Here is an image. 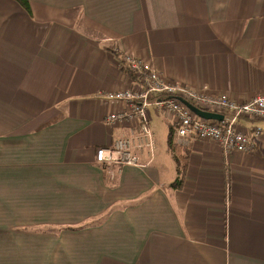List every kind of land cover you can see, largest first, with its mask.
<instances>
[{"label":"crops","instance_id":"0c3cea01","mask_svg":"<svg viewBox=\"0 0 264 264\" xmlns=\"http://www.w3.org/2000/svg\"><path fill=\"white\" fill-rule=\"evenodd\" d=\"M29 3L31 13L0 0V264H264V136L228 154L195 136L176 143L180 188L150 120L143 166L95 162L97 148L136 129L108 122L124 104L103 97L139 88L125 54L238 102L263 93L264 0ZM44 126L57 128L55 158L3 157ZM257 126L239 118L242 131Z\"/></svg>","mask_w":264,"mask_h":264},{"label":"built area","instance_id":"2783aa9c","mask_svg":"<svg viewBox=\"0 0 264 264\" xmlns=\"http://www.w3.org/2000/svg\"><path fill=\"white\" fill-rule=\"evenodd\" d=\"M122 59L124 66L137 76L139 88L121 89L103 95L107 101L124 104V109L111 113L107 121L134 120L136 129L131 136L117 139L112 146L97 148L96 163L107 166L120 163L143 166L136 150L145 147L151 152L154 148L153 132L149 127L150 108L171 116L177 144L188 136H195L213 140L226 154L232 151L250 152L255 148L257 139L264 136V128L259 126L251 133L238 128L242 116L264 120V92L248 101L238 102L226 93L212 94L205 88L194 90L182 83L168 81L148 61L135 55L125 54ZM150 94L157 97L151 100ZM182 100L201 110L220 113L223 119L217 121L201 118Z\"/></svg>","mask_w":264,"mask_h":264},{"label":"rangeland","instance_id":"374dc122","mask_svg":"<svg viewBox=\"0 0 264 264\" xmlns=\"http://www.w3.org/2000/svg\"><path fill=\"white\" fill-rule=\"evenodd\" d=\"M192 88V87H191ZM194 90H197L195 88H192ZM161 114H158V112L156 110H154V112H151V116L152 115H159L158 117H151L150 121L153 127L157 128V133H156V137H157V144L159 145V149H155L157 151H166V149L169 151L167 144H165V139H164V134L167 135L168 132V122H167V115L163 112H159ZM150 115V113H149ZM153 119V120H152ZM51 121H55V120H49L47 121L46 125H50L52 123H50ZM149 121V122H150ZM54 124V123H53ZM167 127H166V126ZM151 131L152 128H150ZM155 132V131H154ZM154 138V135H153ZM23 144V143H21ZM18 144L17 147L19 151H15L14 149L9 153L6 154L5 156H3L6 160H37L38 158H44V159H51V158H55L56 157V152L59 149V137L57 134V128H53V127H42L40 129H36L35 132H33L27 139L25 142V146L21 147ZM13 144H11V148ZM155 146V144H154ZM41 148L44 149V153L50 151H53V153H48L45 154L44 156L39 155V152H37L38 150H40Z\"/></svg>","mask_w":264,"mask_h":264},{"label":"trees","instance_id":"16d2710c","mask_svg":"<svg viewBox=\"0 0 264 264\" xmlns=\"http://www.w3.org/2000/svg\"><path fill=\"white\" fill-rule=\"evenodd\" d=\"M14 1H16L20 6H22V8H24V10L27 13H31L29 0H14ZM124 70L131 76L133 81H135V80L138 81L137 76L132 71H130L126 67L124 68ZM156 97H157V95H155V94H150L149 95V99H151V100L156 98ZM175 144L176 143L173 142V130L170 129L169 133H168V137H167V146H168L169 151H171V155H172V158L175 161L176 171H177L176 177L170 183V186L173 187V188H180L181 185H182V182H183V178H184L185 160H182L180 155H178L176 153Z\"/></svg>","mask_w":264,"mask_h":264},{"label":"water","instance_id":"95a60500","mask_svg":"<svg viewBox=\"0 0 264 264\" xmlns=\"http://www.w3.org/2000/svg\"><path fill=\"white\" fill-rule=\"evenodd\" d=\"M182 101L190 110H192L196 115H198L201 118L208 119V120H217V121H220L223 119V115L220 113L204 111V110H201L193 106L187 101H184V100Z\"/></svg>","mask_w":264,"mask_h":264},{"label":"bare ground","instance_id":"6f19581e","mask_svg":"<svg viewBox=\"0 0 264 264\" xmlns=\"http://www.w3.org/2000/svg\"><path fill=\"white\" fill-rule=\"evenodd\" d=\"M209 112H210V111H209ZM174 135H175V134H174ZM174 135H173V137H175ZM174 141H175V138H174ZM175 143H176V142H175Z\"/></svg>","mask_w":264,"mask_h":264}]
</instances>
